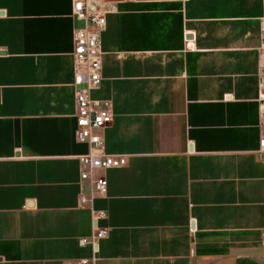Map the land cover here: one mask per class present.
Returning <instances> with one entry per match:
<instances>
[{
	"label": "crops",
	"instance_id": "crops-1",
	"mask_svg": "<svg viewBox=\"0 0 264 264\" xmlns=\"http://www.w3.org/2000/svg\"><path fill=\"white\" fill-rule=\"evenodd\" d=\"M232 6L117 0L107 14L92 94L111 98L100 134L128 162L97 172L110 232L96 264H264V45L260 27L233 32ZM79 24L73 0H0V264L92 254L79 244L92 233L88 144L75 136Z\"/></svg>",
	"mask_w": 264,
	"mask_h": 264
},
{
	"label": "built area",
	"instance_id": "built-area-1",
	"mask_svg": "<svg viewBox=\"0 0 264 264\" xmlns=\"http://www.w3.org/2000/svg\"><path fill=\"white\" fill-rule=\"evenodd\" d=\"M117 0H73V15L82 22L74 33V76L73 85L76 99L77 141L88 144V151L78 156L81 166L80 177L89 181L92 193H82L80 203L91 209L92 233L79 239L81 246L89 245L90 257L82 258L79 264H96L99 260L100 241L109 235L110 227L100 224L108 218L106 209L94 207L97 196H106L109 181L98 175L99 170L124 166L128 162L127 154H115L105 150L100 130L113 122L114 111L111 98L93 96L103 81L102 32L107 24V14ZM260 35L264 44V14L260 18ZM259 101L264 115V71L259 78ZM256 155L264 162V135L260 138Z\"/></svg>",
	"mask_w": 264,
	"mask_h": 264
},
{
	"label": "rangeland",
	"instance_id": "rangeland-1",
	"mask_svg": "<svg viewBox=\"0 0 264 264\" xmlns=\"http://www.w3.org/2000/svg\"><path fill=\"white\" fill-rule=\"evenodd\" d=\"M232 7H233V14L236 15L237 20L241 21L240 19H242V23L233 22V32H236L239 35V32L235 30H239L240 28H243L244 30H246L245 31L246 35L257 34L259 32V27H260L259 19L264 14V0H233Z\"/></svg>",
	"mask_w": 264,
	"mask_h": 264
},
{
	"label": "water",
	"instance_id": "water-1",
	"mask_svg": "<svg viewBox=\"0 0 264 264\" xmlns=\"http://www.w3.org/2000/svg\"><path fill=\"white\" fill-rule=\"evenodd\" d=\"M194 37V35L192 33L187 35L188 39H192ZM30 204H33V202H30ZM192 227H194V223H192Z\"/></svg>",
	"mask_w": 264,
	"mask_h": 264
}]
</instances>
